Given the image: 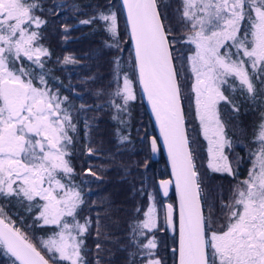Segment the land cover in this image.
<instances>
[{"label": "snow or ice", "instance_id": "1", "mask_svg": "<svg viewBox=\"0 0 264 264\" xmlns=\"http://www.w3.org/2000/svg\"><path fill=\"white\" fill-rule=\"evenodd\" d=\"M122 3L134 58L131 75H121L119 57L115 59L117 86L109 100L116 111L113 119L125 123L121 114L137 99L138 84L171 161L174 181H161V186L167 195L174 183L178 199V204L165 206L163 224L151 194L146 209L136 208L143 218L130 225L135 251L129 253V264H164L157 254V232L165 226L176 233L172 251L177 264H264V113L252 167L227 201L220 198L218 214L202 187L197 141L190 139L186 126L194 107L208 142V168L235 177L225 152L232 142L221 104L238 111L237 91L252 100L264 95V0H180L177 12L185 26L180 36L161 0ZM44 11L41 0H0V198L21 205L27 201L25 210L35 213L34 226L52 230L46 238L30 235L0 205V249L11 264H88L84 236L93 221L79 218L85 201L68 159L76 125L63 107L67 97L48 87L46 72L37 74L33 68L45 69L51 57L41 43V30L48 23ZM48 12L54 14L53 9ZM96 21L116 41L109 46L119 49L116 12L99 11L80 23ZM178 43L190 46L186 57L176 49ZM62 62L75 60L65 56ZM150 148L158 151V138H151ZM87 151L93 154L92 148ZM85 173L100 178L91 167ZM95 223L99 235V217ZM96 249L95 264H101L99 243Z\"/></svg>", "mask_w": 264, "mask_h": 264}, {"label": "trees", "instance_id": "2", "mask_svg": "<svg viewBox=\"0 0 264 264\" xmlns=\"http://www.w3.org/2000/svg\"><path fill=\"white\" fill-rule=\"evenodd\" d=\"M41 3L45 9L43 17L48 21L41 30V43L49 49L51 57L47 58L45 69H40V74L47 73L48 85L52 84L54 71L59 72L64 80L59 82L56 77L54 83L60 86L57 89L60 97H67L63 107L71 113L76 125V131L70 133L73 143L69 146V160L74 168L73 182L82 190L85 201L79 210V218L81 222L85 217L93 221L84 236L85 259L88 264H95L96 244L99 243L101 264H129V253L135 251L130 244V225L138 218H143L142 212L138 214L136 208L146 209L151 194L155 197L163 224V199L158 193L156 179L168 177L169 171L162 154L158 161L150 158L148 137L155 135V132L141 101L138 84H134L137 99L129 102L127 113L121 114L125 123L113 119L116 111L109 100L117 86L114 78L115 59L119 57L121 75L125 71L131 75L130 64L134 58L119 1L41 0ZM161 3L164 5L162 11L167 14L174 32L177 36L182 35L185 26L177 12L180 0H161ZM48 9H53L54 14H50ZM109 9L117 15L119 49L109 46L116 41L106 31L103 22L80 23L99 11L107 13ZM189 47L179 43L176 45V49L185 57ZM64 53L76 55L75 62L64 64ZM225 94L229 95L230 90H226ZM233 95L238 111H233L230 105L221 104L222 118L227 125L226 134L233 146L246 145L247 157L252 160V153L258 147L255 134L262 119L261 114L264 113V95L257 96L255 100L239 91ZM185 109L188 110L187 103ZM186 126L190 139L195 137L197 141V164L203 179L202 187L212 201L211 187H230L234 184L216 179L208 168L207 141L200 132L199 121L194 118V107ZM119 136H127L128 140L121 142ZM88 148L93 149V154H88ZM89 167L99 179L85 173ZM166 199L176 204L173 187ZM0 205L4 206L16 225L30 235L46 238L51 232L49 227L34 226L35 213L25 210L27 201L21 205L15 199L9 202L0 198ZM97 217L100 222L99 235L95 223ZM28 225L33 227L28 228ZM157 238V254L164 264H177V256L172 251L177 246L174 242L176 233L169 235L164 228L157 232ZM0 264H11V258L5 256L2 249Z\"/></svg>", "mask_w": 264, "mask_h": 264}, {"label": "flooded vegetation", "instance_id": "3", "mask_svg": "<svg viewBox=\"0 0 264 264\" xmlns=\"http://www.w3.org/2000/svg\"><path fill=\"white\" fill-rule=\"evenodd\" d=\"M34 69H35V72L37 74H40L39 68L34 66ZM56 77L59 79V82L61 80H63L61 78V75L59 72L54 71L52 73V77H51L52 84H49L48 86H50V88L53 91H57V89L60 88V86L57 85V83H54V81L57 80ZM227 138L230 140V138L228 136H227ZM225 152L229 156V160L232 163L234 171L237 173V175L234 177V176L228 175L227 173H217V172H214L212 170H211V172L215 176L216 179L221 178L222 180L227 181V182H231L235 185L238 180H242V179L247 177L248 171L252 167V160L253 159L252 160L248 159L247 152H246V145H243L241 147H239L237 144L235 146L232 145V147L230 149L225 148ZM68 159H69V157H68ZM217 176H220V177H217ZM232 188L233 187H211V192L213 195V200L211 202L216 205V214L219 213V200H220V198L223 197V199L225 201H227V199L231 193Z\"/></svg>", "mask_w": 264, "mask_h": 264}, {"label": "water", "instance_id": "4", "mask_svg": "<svg viewBox=\"0 0 264 264\" xmlns=\"http://www.w3.org/2000/svg\"><path fill=\"white\" fill-rule=\"evenodd\" d=\"M119 1V4H120V7H121V10H122V13H123V16H124V21H125V24H126V27H127V12H126V9H124L123 7V3H122V0H118ZM128 33V32H127ZM128 38H129V41H130V44H131V48H132V52H133V57H134V51H133V44H132V41L130 39V36L128 35ZM138 88H139V85H138ZM139 93H140V97H141V101L143 103V105L145 106L146 108V111L149 115V118L152 122V125H153V128H154V132H155V135H150L148 137V148H149V153H150V158L153 160V161H158L161 154L163 155L164 157V160H165V164L167 166V169L169 171V176L166 177V178H158L156 179V186H157V190H158V193L159 195L161 196V198L163 199L162 201V206H163V210L165 208V206L169 203H171L169 200H167L166 198L169 196L170 194V189L173 187L174 189V195H175V199H176V204H178V199H177V193H176V190H175V185L174 183L172 185L169 186V191H168V194L165 195L164 194V191H163V188L161 186V181H164V180H172L174 181V177L172 175V166H171V161H170V158H169V155H168V152H167V149L164 147L163 145V141H162V138H160V131H159V127L158 125L156 124V121H155V118L151 112V108H150V105L148 104L147 102V99L143 96V93L142 91L140 90L139 88ZM153 137H156L158 138L159 140V149L157 152L153 153L151 151V148H150V141H151V138ZM165 230L167 231V233L169 235H174L175 233L171 230V229H168L166 226H165Z\"/></svg>", "mask_w": 264, "mask_h": 264}, {"label": "rangeland", "instance_id": "5", "mask_svg": "<svg viewBox=\"0 0 264 264\" xmlns=\"http://www.w3.org/2000/svg\"><path fill=\"white\" fill-rule=\"evenodd\" d=\"M65 45H66V43H65ZM70 55V53H64L63 55H62V58L63 57H65V56H69ZM76 55H72L71 57H73L74 58V60H76L75 57ZM48 87H50V86H48ZM207 148H208V142H207ZM208 152V151H207ZM208 159H209V156H207V162H208ZM230 187H233V185L232 186H230ZM163 207V206H162ZM177 260H178V258H177Z\"/></svg>", "mask_w": 264, "mask_h": 264}]
</instances>
